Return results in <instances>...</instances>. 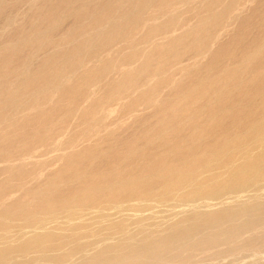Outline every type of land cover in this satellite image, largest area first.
<instances>
[{
	"label": "rangeland",
	"instance_id": "374dc122",
	"mask_svg": "<svg viewBox=\"0 0 264 264\" xmlns=\"http://www.w3.org/2000/svg\"><path fill=\"white\" fill-rule=\"evenodd\" d=\"M222 30L223 35L217 36V32ZM173 46H176L175 49ZM263 65L264 0H0V137H5L0 138V185L3 187H0V198L29 180L23 188L16 191L13 199H6L5 206L8 202H16V198L19 203L12 210L17 212L15 215L9 214V217L5 216L6 219L0 215V222H3L0 223V236L17 243L15 233L28 225L34 215L41 216L34 212L19 214L20 206L25 203L29 210L36 209L39 198L32 195L40 188L43 189L42 192H51L52 189L49 188L54 180H49L48 176L53 172L57 171L59 175H56V191L59 192H55L70 194L86 182L85 178H72L73 170L82 171L86 176L102 172L120 176L142 169L144 162L153 161L158 156L166 159L168 164H177V157L161 146L162 130L169 128L165 137L170 140L169 146L173 143L186 144L194 133V124L206 122L211 116V110L235 107L249 111L252 101L250 96L256 97L259 83L264 77L259 69ZM97 72H100L99 75ZM253 77L260 78V81L249 85L248 82ZM132 78L136 82L127 91L124 90L126 83ZM91 81L96 84L85 85ZM117 83H123L122 91L117 90ZM218 91L224 95L219 100L216 98ZM125 92L128 96L122 101L120 98L117 100V96L121 97ZM108 97H114L116 101L112 104L115 106L110 104L114 100L110 101ZM135 102L139 103L137 108L140 109L136 114L130 115L129 107ZM172 110L177 113H172ZM188 110L202 112L196 118H191L189 113L179 114ZM107 112L108 115H105ZM222 115L221 125L213 133L199 139L198 146L201 148H196L198 151H202L208 142L221 139L225 131L237 133L233 127L234 116ZM253 119L254 116L251 120ZM65 130L68 131L63 135ZM44 137L49 138L47 142L51 143L48 148L51 147L54 151H50L47 146L45 150L41 146L33 153L32 159L12 164L13 160L10 159H18L24 152L21 150L23 143L45 139ZM57 137L56 142L54 140ZM3 155L6 156L3 158ZM128 155H133V159H127ZM6 157L5 164L3 159L5 161ZM67 162L68 171L65 170ZM21 172L26 174L22 176ZM100 179L103 178L99 177ZM259 182L264 185V180ZM248 189H239L233 193L234 198L231 200L234 201L224 204L234 206L233 208L237 205L241 210L254 206V209L250 208L253 210L239 214L241 219L237 216L235 220L220 224L213 230L197 233L187 238L188 241L185 239L186 241L158 244L174 232L172 226L176 221L189 222L196 212L192 210L195 209L193 204L196 201L192 202V197L182 198V194L179 192L180 195H176L175 191L167 195L168 203L159 199L158 195L155 202L162 204L152 203L149 209L138 207V212L129 206L122 213H117V209L112 208L113 211H110L114 214L110 212L109 216L112 217L107 216L108 219L86 214L90 210L88 207L96 208L107 204L108 201L103 200L104 198L83 205L79 202L80 205H71L68 212L57 210L60 211L59 218L53 222L49 219L51 223L47 226L51 229L61 223L59 227L65 228L68 233H74L77 231L74 227L81 217L83 221L88 219V224L92 223V234L87 239L103 241L93 244L100 249L98 251L94 250L96 248L93 245L87 246L86 250L90 255H86L84 259L95 257L102 247L105 248L106 257L113 255L117 259L103 258L99 260V264H127L129 239L141 246L136 252V258L138 255L143 256L141 264H264V188L251 185ZM225 194L232 196L231 193ZM239 198L243 200L241 203ZM175 200L177 203H171ZM196 200L203 201L204 198ZM216 201L219 200L214 199ZM253 201L256 204L262 202L258 204L262 205L258 208L263 210H258ZM166 204H171V207L167 205L169 210L165 208ZM224 204L200 206L197 209L207 212L228 208ZM180 206L183 208L180 209ZM83 214L86 215L85 218ZM66 215L73 221L77 219V222L66 223ZM114 221H123L125 224V230L118 235L116 233L118 237L113 231L114 228L118 229L114 227ZM93 222L94 225L95 222L99 225L93 226ZM106 235L111 242L108 239L106 242ZM144 239L155 243L154 246H145L148 242H142ZM75 246V242H70L67 248H63L68 252V262L70 258L78 262L84 256L83 252H78L79 247ZM142 246L145 248L141 249ZM63 249L50 252H61ZM92 252L98 253L93 255ZM15 255L19 256L16 257L18 263L8 262L9 258L8 263L3 264H25L33 260L36 264H58L51 254L39 251L24 255L23 258L22 254ZM139 258L136 260L138 263ZM129 262L133 263L128 264H138Z\"/></svg>",
	"mask_w": 264,
	"mask_h": 264
},
{
	"label": "bare ground",
	"instance_id": "6f19581e",
	"mask_svg": "<svg viewBox=\"0 0 264 264\" xmlns=\"http://www.w3.org/2000/svg\"><path fill=\"white\" fill-rule=\"evenodd\" d=\"M231 11H230V13H231ZM215 17H217L216 14H215ZM215 17H213V18L215 19ZM226 18H228V17H226ZM204 22H206V21H203V23ZM201 24L202 23H200V25ZM208 25H210V24H208ZM198 33L200 34V32H198ZM217 33H218L217 36L221 37V34L223 33V30L221 32H217ZM161 38H162V36H161ZM154 42H155V40H154ZM182 43H185V42H182ZM175 47H174V49H175ZM183 49H185V48H183ZM260 49H263V47L260 48ZM179 50H180V48H179ZM199 52L201 53V51H199ZM180 55H182V53ZM244 64H245V62H244ZM182 65H184V64H182ZM259 69H260V72L262 74H264V65L262 67H260ZM99 73H98V75H99ZM72 74H74V73H72ZM229 74L232 75L231 72ZM68 76H69V74H68ZM222 78H224V77H222ZM245 79H247V78H245ZM255 81H257V83H258V81H260V78H254L253 77V78H251V80L248 83L250 85V84L254 83ZM91 82L90 83L87 82L88 84L87 83L86 84L83 83V84L89 85V86H92V85L96 84V82H94V83L93 82L91 83ZM135 82L136 81H134L133 78L131 80H129L126 83V86H125L124 90L127 91L129 88H131V86ZM122 84L123 83H117V85H115L117 90L122 91ZM240 84H241V82H240ZM259 85L260 86H258L259 89H258L256 97L250 96L252 101L250 102L251 105H249L250 106V110L249 111L248 110L246 111L245 109H237L235 107L227 108V109H223V110H218V109L217 110H211V112H210L211 116L206 122H204V123L196 122L194 124V133L191 136V140L188 141L186 144L173 143L171 146H169L168 141H170V140L165 138L167 136L166 134L168 133V131H169L168 129L169 128H167V127L164 128L162 130L164 132L162 134L163 135V139H162L163 143H161V146L162 147H166V149H168L170 153H173L174 156L177 157L178 163L175 164V165L168 164L166 159H164L162 156H158L155 160L152 158L153 161L148 160V161L144 162L145 165H144V167L142 169L132 170L129 173H126V175H120V176H115L112 172H102V173L91 174V175H89L90 176L89 177V176H86V174L84 172H82V171L73 170L72 178H85L86 182L81 187L79 186L80 188H77L74 192H72L70 194H68V192L65 193V194L56 193V192H59V191H56L57 190L56 187L58 186L56 184L57 183L56 182V179H57L56 175H57V177H59V175H58L57 171L53 172V174H49L48 179L49 180L52 179V181L54 180L52 182V185L50 184L51 187L49 188V190L52 189V190H50L51 192H49V193L42 192L43 189H41V188H40L41 192H40V190H38V191L35 190L36 192H34L32 196L36 197V198L37 197L39 198V200L37 201L36 206H35L36 209L29 210L25 203L21 204V206H20L21 210L19 209L20 210L19 214H31V212H34V213H40L41 216H38L39 214L38 215H34V218L29 220V224L28 225L26 224V226L21 227V229L17 233H15V235H17L16 236L17 239H15L17 241V243H13V241L10 242V241H8V238L0 236V246H1L0 247V264L8 263V262H17L18 259L16 257H19V256L15 255L17 253L18 254H22V258H23L24 255L30 254L31 252H38V251L39 252H43L45 254H51L53 256L54 261L57 262L58 264H99V260L101 261V259L103 260V258L109 259L111 256H109V257L107 256L106 257L104 255V251H105L104 247H102L103 249H101V251L99 253L95 252L96 254L98 253L95 257L94 256L93 257L90 256L91 257L90 259H84V257L86 255H88V257L90 255L88 253V251H87L88 250L87 246L93 245L95 243L97 244V242L100 243V241H103V239H99L98 241L97 240L96 241H92V240L87 239L88 236H90L92 234L91 233L92 231L90 230V226H91L92 223L88 224V221H87L88 219L87 220L84 219V221H83L82 217H81L80 220H82L83 223L78 219L81 223H79V221H78V223L74 227L75 230L77 229V231L76 232L74 231V233L73 232L72 233H68L65 230V228L59 227L61 225V223H59L60 224L59 226H53V228H51L52 226H50L51 229H48V226H47L49 224V222H50L49 219H52L51 220L52 222L57 220L59 218L58 214L60 213V211L68 212V209L70 208L71 205H80L79 202L80 203L82 202V205H83V203H88L89 201H93V200L97 201V199H100V198L101 199L104 198L103 200L108 201V203H110V204H108V203L106 204L105 203L104 205L96 206V208L95 207L94 208L93 207H88V208H90V210H88L87 213H86V214H88V216L89 215H91V216L96 215V216H99L100 218L101 217H103V218L105 217V218L108 219L109 217H112V215L114 214V213L112 214V212L110 211V210H112V208L113 209L114 208L117 209V211H116L117 213H120V212L122 213V211H124L126 209V207H128V206L132 207V209H134L135 211H137L138 207H147L149 209L151 207L152 203H154L153 205H157L158 203H160L158 201H157L158 203L155 202V200H157V196L158 195H159L158 196L159 199H164V201L167 202L168 199H169V198H166L167 195H169L173 191L176 192V195L180 192L182 194V198H183V196L190 197V198L192 197V202H193V200L196 201V204H195V202H194V204L192 203L193 207L195 208V209H192L193 212H195V210H196V212L193 213L192 220L189 221V222H186V220H178V221H176L174 223V225L172 224L173 225L172 228H174V232L172 234H170L169 236H167L166 238H164L163 240L161 239L162 241L159 240L160 242H158V244L159 243L160 244L161 243H165V242H168V241H178L179 242V240H185V239L187 240V238H189V237H191V236H193V235H195L197 233L204 232L205 230L207 231L208 229H212V228L218 227L220 224H223L225 222L227 223V221H229V220H235V218L237 216H239L238 218L241 219L239 214L248 213V211H251V210L254 209V206H251V207H253V209H250L251 207H249V208L241 210V208L238 209L237 205H236L235 208H233L234 206L233 207L230 206V207H232V208H230L226 204L228 206V208H224L223 207L224 209H222V207H221L220 209H222V210H219V208H218V210H214L215 209V207H214L213 208L214 211L205 210L207 212H204L203 209H202V212H200L197 208L200 207V206L211 207V206H216V205H218L220 203L224 204L225 202L227 203L229 201H234V199L231 200L232 198H234L233 193L238 192V190L239 189L241 190L242 188H246L247 187V189H248V187L249 186L251 187V185H259V187L261 186V187L264 188V185L263 186L260 185V183H262V182H259L261 180H264V77H263L262 81L259 83ZM133 88H136V87H133ZM205 89H207V88H205ZM218 94L219 95L216 96V98L218 100L221 99L224 96L223 94H221V91H218ZM229 94H231V93H229ZM116 95L117 94H115V96ZM111 96L112 95H110V97ZM127 96H128V93L125 92V94H122L121 97L117 96V100L120 98V100L122 101V99L127 97ZM110 97H108L110 99V101L114 100L113 99L114 97L112 99ZM137 100H138V98H137ZM106 101H107V99H106ZM115 101L116 100H114L113 102L111 101L110 104H112V103L114 104ZM101 103H102V101H101ZM144 103L146 104L148 102H144ZM138 104L139 103L135 102L133 105H131V107H129L130 108L129 109V114L130 115L131 114H136L138 112V110L140 109V108H137L139 106ZM97 105H98V103H97ZM101 105H99V108H100ZM147 105H149V104H147ZM113 106H115V105H113ZM108 108H109V106H108ZM94 109H95V106H94ZM110 110H112V109H110ZM114 111H115V109H114ZM114 111H112V112H114ZM172 111H174V110H172ZM109 112H107L106 114L104 113V114L108 115ZM200 112H202V111H200V110H193V111L188 110L186 112L182 111L179 114L180 115H186V114L189 113L191 118H196V117L199 116ZM172 113H177V111H174ZM222 114H227L228 116L230 115L232 117L234 116L233 117L234 118L233 127L237 130V133H229L228 131H225L223 133V135L221 136V139H217L216 138V140L214 139L213 141L208 142L206 144V146L203 148L202 151H198L201 148V147L199 148V146H198L199 139L202 138V137H206L207 135L213 133L215 128H217V127H219L221 125V123L223 121V117H224ZM95 115H97V114H95ZM253 116H254V119L251 120V118ZM177 118H179V117H177ZM91 126H92V124H91ZM95 128H97V127H95ZM90 129H92V127ZM67 131L65 130L64 133H62V132L61 133L64 135ZM1 135H2V133H1ZM11 135H13V134H11ZM59 135H60V132H59ZM157 135H159V133ZM17 137H19V136H17ZM4 138H1V139H4ZM44 138L45 139H40V140H35V141H26L25 143H23V145L21 147V150L24 151V152L21 155H19L20 157H18V159L14 158L15 160L9 158L10 160H13L12 164H15V163L18 164L19 162L20 163L21 162H26L25 160L32 159L33 158L32 157L33 153H35L37 151L38 147L42 146L45 149L46 146H47V148H48V145L51 142L50 141L47 142V140L49 139L48 137H44ZM21 139H23V138H21ZM56 139L54 141L57 142L58 141V137ZM61 140L59 141L60 143H61ZM10 141H11V139H10ZM53 143H55V142H53ZM56 145H57V143H56ZM167 146H169V147H167ZM196 148H199V149H196ZM48 149L50 150L51 147L48 148ZM52 151H54V150H52ZM5 156L3 155V158ZM132 157H133V155H128L127 159L131 160V159H133ZM7 158L8 157H6L5 161L3 159L4 163L7 162ZM35 158H37V157H35ZM10 160H9V162H10ZM15 161H19V162H15ZM74 161H76V160H74ZM9 164L10 163H8V165ZM12 164H10V165H12ZM19 167H21L20 164H19ZM66 168H65V170L68 171V162H67ZM20 174H22V176H23L24 174H26V172H21ZM203 174H204V176H203ZM27 176L30 177L29 175H27ZM99 177H101L103 179L99 180ZM23 179H25V178H23ZM20 180L21 179H19V181ZM102 181H104V182H102ZM27 182L21 184L20 188L16 187L17 189L15 188L14 190H11V191H9L6 194H3V196L0 198V201H1L0 202V206L2 207V213L0 215L1 216L3 215L4 219L7 218V217L5 218V216L9 217V214L10 215H15L17 213V212L12 211V210H13L14 206L19 203V201H17V198H16L15 199L16 202L11 204V202H8L9 201L8 200L7 202L9 204L7 203L8 205L5 206L6 199H10V198L13 199L15 197L16 191L20 190L21 187L23 188V186L25 184H27ZM3 185H5V184H3ZM0 187L3 188L2 185H0ZM42 188H44V186H42ZM242 191L245 192L246 190H242ZM242 191L240 193H242ZM248 191H250V190L248 189ZM250 192H247V194L250 193ZM253 192H254V190H253ZM0 193H1V191H0ZM52 193H54V194L51 195ZM225 193H231L232 196H230V195L226 196ZM240 193H238V194H240ZM16 195H18V194H16ZM164 195H166V196H164ZM178 195H180V194H178ZM223 195H225L226 197L225 196L223 197ZM260 195H262V193H260ZM162 196H164V197H162ZM173 196H175V195H173ZM240 196H241V199L244 197V196L242 197L241 194H240ZM170 197H172V196L170 195ZM260 197H262V196H260ZM176 198H173V199H176ZM196 198L197 199L198 198H201V199L204 198V200L203 201L196 200ZM214 199H218L219 201L214 202ZM236 199H238V198H236ZM241 199H240V203L243 200H245L243 198V200L241 201ZM250 199L251 198H249L248 200H250ZM259 199H262V198H259ZM176 200L174 202H171V203H175V202L177 203ZM185 200H187V199L185 198ZM96 201H95V203H96ZM164 201H161V202H164ZM236 201H239V200H236ZM251 201H249V203ZM256 201H257V199H256ZM103 202H105V201H103ZM183 202H185V201H183ZM245 202H243V203H245ZM262 202L264 203V201H262ZM262 202H260V203H262ZM188 203H191V202L189 201ZM253 203L256 204L254 201H253ZM260 203H258V204H260ZM113 204H116V205L114 206ZM160 204H162V203H160ZM230 204H232V203H230ZM258 204H256L257 205L256 208H258V206H262V205H258ZM163 205L165 206V204H163ZM167 205H169V204H166L165 208H167V209L169 208L170 209V207H171L170 205L171 204L169 205L170 207H167ZM183 205H184V203H183ZM226 205H225V207H226ZM176 206H178V205H176ZM238 206H239V204H238ZM243 206H245V204H243ZM263 206H264V204H263ZM241 207H242V205H241ZM246 207H247V204H246ZM153 208H154V206H153ZM182 208L183 207H181L180 209H182ZM236 208L239 211L236 210ZM260 209L263 210V208L259 207L258 210H260ZM57 210H60V211H57ZM184 210H187V209H184ZM258 210L256 209L257 212H258ZM256 211L254 210V212H256ZM110 212L112 214L111 216H109ZM136 214H138V213H136ZM258 214H260V213L258 212ZM45 215H48V216L50 215V216L47 217ZM260 215H262V214H260ZM84 216L86 217L85 214H83V218H85ZM107 216H109V217H107ZM247 216L250 217V215H247ZM253 216L256 217L257 215H253ZM28 217H30V216H28ZM22 218L24 219L25 217L22 216ZM68 218H69L68 215H66V219H65L66 223L68 221L75 222L77 220V219L76 220L74 219V221H73V220H71V217L69 218L70 220H68ZM77 218H79V217H77ZM103 218H102V220H105ZM113 218H115V217H113ZM95 219H97V217ZM110 219H112V218H110ZM102 220H100V221H102ZM116 221H114V222L116 223ZM236 221H237V219H236ZM4 222H5V220H4ZM7 222H9L8 219H7ZM24 222H25V220H24ZM98 222H97V224H98ZM0 223H3L2 220H1ZM104 223H106V222H104ZM97 224L95 222L96 226H97ZM4 225L6 226V223H4ZM69 225H71V224H69ZM95 225H94V222H93V226H95ZM114 227H118V229H115V228H114L115 230L113 229L115 235H116V233L118 235V233H120V232L125 230V224H124L123 221L117 222L114 225ZM25 228H27V229H25ZM67 228H68V230L70 229L69 227H67ZM84 229H85V231H81V230H84ZM103 230H104V228H103ZM93 232H94V228H93ZM100 232H99V234H100ZM6 233H9V232L7 231ZM94 233L96 234V232H94ZM102 233H104V232H102ZM111 233L113 234V232H111ZM107 235H106V242H107V239L108 240L110 239L109 236L107 238ZM116 236L114 237L115 239H116ZM4 238H6V239L3 240ZM127 238H128V236H127ZM114 240H112V241H114ZM119 240L121 241V239H119ZM164 240H166V241H164ZM104 241H105V237H104ZM127 241H128V249H127L128 252H127V255L129 256L128 257L129 259H127L128 260L127 262L128 263H133V262H129V261L137 262L138 258L140 257L139 258L140 259L139 263H140V261L142 259L141 257H143V256L138 255L139 257L136 258V256H137L136 252L138 251L137 249L140 250L141 246L140 245H139L140 247L137 246L138 242L137 243H132L130 239L127 240ZM144 241L150 243L149 245H148V243L146 245L144 244L147 247L149 246L148 248H150L151 246H154V244H155V243L150 242L148 239L142 240V242H144ZM70 242H75L76 246L79 247V251L78 252H80V253L83 252V254H84V256L80 255L81 256L80 257L81 260L79 259L78 262H74V260H71V258H70V262H68V260H69L68 259V252L65 251L63 248L65 246L67 248V245L70 244ZM115 242H117V241H115ZM140 243H141V241H140ZM104 244H106V243H104ZM73 245H74V243H73ZM76 246H75V248H76ZM145 246L144 247L142 246L143 248H141V249H144ZM94 248H96V246H94ZM58 249H63V250L61 252H50L52 250L55 251V250H58ZM167 249H168V246H167ZM94 250L98 251L100 249H98V247H97ZM72 251H73V249H72ZM85 252H86V254H85ZM24 253H26V254H24ZM95 253L93 254V252H92L93 255H95ZM123 254H125V253H123ZM112 257H113V259H115L113 255H112ZM9 258H10V260H8V262H7V259H9ZM13 258H15L16 260L14 259V261H12ZM72 259H75V258H72ZM115 260H117V259H115ZM33 261L25 262V264H36ZM106 261H109V260H106ZM22 263H23V261H22ZM106 263L107 262H105V264ZM102 264H104V263H102Z\"/></svg>",
	"mask_w": 264,
	"mask_h": 264
}]
</instances>
